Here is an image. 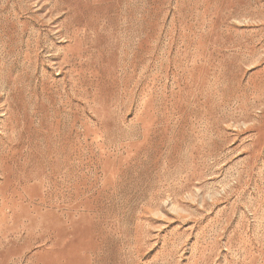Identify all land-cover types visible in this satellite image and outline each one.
<instances>
[{
	"label": "rangeland",
	"instance_id": "1",
	"mask_svg": "<svg viewBox=\"0 0 264 264\" xmlns=\"http://www.w3.org/2000/svg\"><path fill=\"white\" fill-rule=\"evenodd\" d=\"M0 264H264V0H0Z\"/></svg>",
	"mask_w": 264,
	"mask_h": 264
}]
</instances>
